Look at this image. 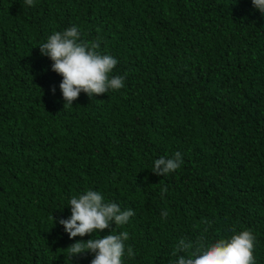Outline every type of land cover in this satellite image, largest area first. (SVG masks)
Listing matches in <instances>:
<instances>
[{
  "label": "trees",
  "instance_id": "obj_1",
  "mask_svg": "<svg viewBox=\"0 0 264 264\" xmlns=\"http://www.w3.org/2000/svg\"><path fill=\"white\" fill-rule=\"evenodd\" d=\"M73 26L125 86L65 108L39 47ZM176 152V172H152ZM87 190L135 215L71 239L58 221ZM244 230L264 264V13L252 0H0V264H91L67 249L122 232L123 264H177L180 239Z\"/></svg>",
  "mask_w": 264,
  "mask_h": 264
},
{
  "label": "clouds",
  "instance_id": "obj_2",
  "mask_svg": "<svg viewBox=\"0 0 264 264\" xmlns=\"http://www.w3.org/2000/svg\"><path fill=\"white\" fill-rule=\"evenodd\" d=\"M25 3L34 6V0H25ZM252 3L257 10L264 13V0H252ZM39 48L42 55L50 57L53 61L52 71L63 78L60 89L66 101L65 108L73 105L81 93L91 98L108 93L109 90H120L125 86L124 76L110 78L118 61L111 55L97 51L100 48L99 40L82 41L75 26L62 33H54ZM52 91L54 93L55 89ZM182 163V154L176 152L173 158L156 159L152 172L164 177L176 172ZM166 191L167 189H164L161 192L162 198ZM70 208V218L60 219L58 222L71 239L92 235L94 232L101 233L113 223L123 226L135 215L132 209L121 210L116 203H105L102 194L93 190H87L79 197H72ZM167 215L166 211H162V217ZM233 231L235 232V229ZM128 239V232L110 234L87 242L78 241L67 251L70 253V259L83 253H93L91 264H123L124 242ZM254 247L255 237L250 230L234 234L230 239H220L210 246L202 242L197 246L182 238L176 246V252L186 255H180L177 264H255ZM176 252L173 255H176ZM127 255L134 256L131 247L127 248Z\"/></svg>",
  "mask_w": 264,
  "mask_h": 264
}]
</instances>
